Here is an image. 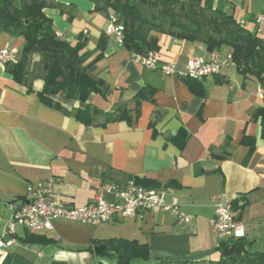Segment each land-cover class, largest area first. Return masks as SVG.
I'll return each instance as SVG.
<instances>
[{
	"label": "crops",
	"instance_id": "1",
	"mask_svg": "<svg viewBox=\"0 0 264 264\" xmlns=\"http://www.w3.org/2000/svg\"><path fill=\"white\" fill-rule=\"evenodd\" d=\"M56 1L68 9L44 13L71 46L87 39L80 55L100 92L85 103L60 100L57 109L40 101L42 81L27 92L0 63V235L11 217L9 205L27 200V184L38 183L50 185L55 202L76 208L91 203L101 185L133 180L146 188H169L191 222L178 225L167 213H145L99 226L58 220L49 233L17 227L0 264H97L92 246L115 239L148 245L152 263L216 260L224 241L211 225L219 201L237 210L246 249L264 252V127L256 113L264 114V85L243 79L234 66L202 80L150 71L112 38L103 50L98 47L107 18L94 13L90 2ZM212 1L251 32L254 16L264 13V0ZM23 44L22 37L0 33V48L19 55ZM156 51L161 65L178 69L191 59L206 61L212 52L220 59L230 53L166 34L158 35ZM144 90L151 100L139 99ZM87 104L102 113L98 123L77 118ZM124 105L128 117L109 122Z\"/></svg>",
	"mask_w": 264,
	"mask_h": 264
},
{
	"label": "trees",
	"instance_id": "2",
	"mask_svg": "<svg viewBox=\"0 0 264 264\" xmlns=\"http://www.w3.org/2000/svg\"><path fill=\"white\" fill-rule=\"evenodd\" d=\"M93 12L114 14L123 26V47L131 53L146 55L157 50L159 34L203 44L207 51L226 47L230 50L235 69L243 79L252 77L264 85V40L255 32L241 26L232 14L213 7L212 0H86ZM46 9L63 12L67 6L56 0H0V33L22 37L23 47L15 64H5V70L15 83L33 90V83L42 81L38 92L40 101L62 109L60 100L85 103L92 94L100 92V82L89 75L90 64L80 55L87 39L75 46L59 38ZM108 37L103 33L98 47L104 49ZM151 94L140 91L139 99L151 100ZM140 100V101H141ZM139 101V102H140ZM261 122L264 127L263 111ZM102 113L87 104L77 118L84 124L98 123ZM128 117L127 106L113 111L109 122ZM235 208V207H234ZM30 242L43 240L28 236ZM119 256L117 264H264V252H250L242 239L230 241L231 247H218L216 260L151 262L150 249L137 241L115 239L103 241ZM99 243V242H98ZM92 252V248L90 249Z\"/></svg>",
	"mask_w": 264,
	"mask_h": 264
},
{
	"label": "built area",
	"instance_id": "3",
	"mask_svg": "<svg viewBox=\"0 0 264 264\" xmlns=\"http://www.w3.org/2000/svg\"><path fill=\"white\" fill-rule=\"evenodd\" d=\"M238 23L244 25L242 20ZM253 23L256 34L264 32V13L255 15ZM123 30L117 16L110 14L103 33L112 38L118 47L123 46ZM18 59L19 55L15 50L0 48V63L15 64ZM131 60L150 71L159 70L166 76H174L182 80H202L219 75L234 66L231 53L220 59L216 52H212L206 61L189 60L184 69H178L171 63L161 65L157 51H151L146 55L131 53ZM26 191L29 197L27 200L9 205L11 217L0 235V257L5 256V248L15 243L17 227L34 234L49 233L53 231L54 222L58 220L99 226L109 224L116 218H135L145 213H167L178 225H187L191 222V217L181 211L172 197L171 189L146 188L133 180L124 184H106L97 187L93 201L79 208L55 202L51 198L50 185L47 183L27 184ZM106 194L110 195V199L105 198ZM169 196L170 200L167 201ZM211 225L217 236L224 241L230 242L244 237V229L238 219L237 210L229 202L219 201L215 205Z\"/></svg>",
	"mask_w": 264,
	"mask_h": 264
},
{
	"label": "water",
	"instance_id": "4",
	"mask_svg": "<svg viewBox=\"0 0 264 264\" xmlns=\"http://www.w3.org/2000/svg\"><path fill=\"white\" fill-rule=\"evenodd\" d=\"M223 250L231 247V243L223 241L221 243ZM92 252L97 264H117L119 256L105 242L95 243L92 246Z\"/></svg>",
	"mask_w": 264,
	"mask_h": 264
},
{
	"label": "rangeland",
	"instance_id": "5",
	"mask_svg": "<svg viewBox=\"0 0 264 264\" xmlns=\"http://www.w3.org/2000/svg\"><path fill=\"white\" fill-rule=\"evenodd\" d=\"M262 36L264 37V35H261L260 37H262ZM223 51H225V50H223ZM135 264H142V263H135Z\"/></svg>",
	"mask_w": 264,
	"mask_h": 264
}]
</instances>
